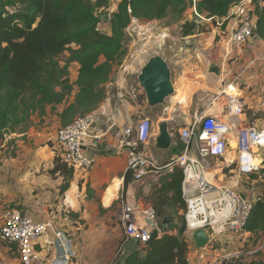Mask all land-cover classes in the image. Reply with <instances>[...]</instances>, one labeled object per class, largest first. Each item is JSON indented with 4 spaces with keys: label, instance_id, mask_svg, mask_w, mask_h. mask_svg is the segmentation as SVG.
<instances>
[{
    "label": "crops",
    "instance_id": "1",
    "mask_svg": "<svg viewBox=\"0 0 264 264\" xmlns=\"http://www.w3.org/2000/svg\"><path fill=\"white\" fill-rule=\"evenodd\" d=\"M233 13L234 7L228 18L220 20L225 35L232 27ZM222 33L215 29L209 34L184 36L182 39L194 40L192 52L182 48L176 60L175 56H162L172 71L176 90L165 105L151 107L139 80L140 101L134 96L130 97L132 101H127L122 94L113 99L106 97L96 109L97 122L92 137L85 140L83 147L85 155L94 161L93 167L87 174L75 173L66 192H62L64 176L53 174V169L55 158L60 156L57 135L64 127L59 115L75 101L76 92L70 101L57 106L55 111L47 108L43 120L35 114L32 116L33 125L7 135L15 141L16 149L14 147L10 155L7 153L10 147H7L5 154L0 155V230L10 208L22 210L36 222H51L54 229L35 245L37 264H127L132 255L141 252L143 248L138 243L127 241L121 221L122 206L126 202L134 204L136 219L145 225L143 209L152 207L154 192L171 172L169 169L159 170L142 182L131 179L126 185V155L119 153L117 139L107 134V130L112 123L120 127L131 126L147 113L155 115L154 125L168 123L173 143L168 150L159 149L156 145L159 132L155 129L148 149L161 167L166 166L185 152L182 129L202 117L221 118L226 115L225 93H230L228 85L231 83H234L232 86L242 96L246 107L239 120L244 124L253 122L264 130V41L256 36L227 58L226 36ZM148 60L141 66L138 76ZM174 60L176 63L172 67ZM215 68L218 71H214ZM180 91H187L183 101V97L177 98ZM96 136L100 138L96 139ZM236 145V140L232 139L229 149ZM258 152L264 158V148ZM190 154L197 156L196 142H193ZM224 161L208 159L207 175L211 174L213 178L210 180L216 184L235 185V177L225 171L228 163ZM263 177L260 171L244 177L238 187L240 192L253 202L263 198ZM59 232L63 233L62 238L57 235ZM220 241L221 252L226 257L240 254L244 264H264V234L247 232L242 237L228 234ZM259 247L263 250L256 253ZM209 259L212 260L211 257ZM0 264H22L15 246L0 242ZM189 264H208L199 260L195 244L191 246Z\"/></svg>",
    "mask_w": 264,
    "mask_h": 264
},
{
    "label": "trees",
    "instance_id": "2",
    "mask_svg": "<svg viewBox=\"0 0 264 264\" xmlns=\"http://www.w3.org/2000/svg\"><path fill=\"white\" fill-rule=\"evenodd\" d=\"M241 1L197 0V10L215 23L228 18L232 7ZM109 3V0H0V135L6 137L26 130L35 114L43 120L47 108L55 111L69 101L74 86L78 92L75 101L59 115L62 124L67 126L78 116L96 111L107 97L104 86L111 80L114 64L123 57L126 32L132 21L163 20L170 11L181 20L184 12L192 9L193 0H121L112 14L107 12ZM102 14L110 18L103 20ZM255 14L258 20L254 37L264 41V0L255 1ZM104 21L110 25L109 34L99 28ZM196 21L186 25L191 28L185 36L194 34ZM66 52L69 56L62 65L58 58ZM74 63L79 69L75 84H71L70 69ZM56 173L64 176L62 192H66L74 169L59 156L53 169V174ZM260 173L264 174V163ZM131 179L128 173L126 185ZM183 179L180 167L163 178L152 196L162 235L152 232L143 250L132 255L127 264H189L193 242L185 234L187 206L182 196ZM170 216L174 222L165 230L161 221ZM245 231L264 234V197L254 202ZM228 261L223 264L236 262ZM239 264H244L241 257Z\"/></svg>",
    "mask_w": 264,
    "mask_h": 264
},
{
    "label": "built area",
    "instance_id": "3",
    "mask_svg": "<svg viewBox=\"0 0 264 264\" xmlns=\"http://www.w3.org/2000/svg\"><path fill=\"white\" fill-rule=\"evenodd\" d=\"M255 1L242 0L234 6L233 24L225 35L227 58L244 48L254 38L258 20ZM190 12L196 18H204L198 13L197 0H193ZM217 23L222 27L220 20ZM230 85V93H225L226 115L221 118L202 117L193 125L182 129L181 139L185 152L166 166L161 167L149 152L148 147L155 134L154 124L149 118L143 117L131 126L120 127L112 123L107 130V134L110 133L117 139L119 153L126 155L127 170L133 181L142 182L152 173L163 169L173 172L175 167H180L183 170L182 196L187 206L185 234L195 244L192 234L196 230L203 229L208 233L210 244L202 250L198 249L199 260L208 264H223L226 260L227 257L224 261L217 260L222 249V236L233 234L242 237L246 234L245 229L254 202L243 198L238 187L244 177L259 172L264 162L258 152L264 148V130L253 122L244 124L239 120L245 114L246 107L238 91L231 93L234 83ZM96 122L97 112H90L78 116L74 122L62 127L58 132L56 140L60 156L75 173L87 174L93 167L94 161L85 155L83 147L85 140L92 137ZM232 139L237 142L234 147L236 156L229 164L226 157ZM193 142L197 143L196 157L190 154ZM210 158L224 159L228 168H234L232 177H235V185L216 184L207 178L206 163ZM142 215L145 225L139 224L136 219L134 204L126 202L122 206L121 221L127 241L138 243L143 248L150 240L152 232L158 231L159 236L162 233L153 207L143 209ZM53 229L51 222H36L22 210L10 208L0 230V242L16 246L22 264H37L35 245ZM57 235L62 238L63 233L59 232ZM262 250L263 247H259L256 253Z\"/></svg>",
    "mask_w": 264,
    "mask_h": 264
},
{
    "label": "rangeland",
    "instance_id": "4",
    "mask_svg": "<svg viewBox=\"0 0 264 264\" xmlns=\"http://www.w3.org/2000/svg\"><path fill=\"white\" fill-rule=\"evenodd\" d=\"M110 7L107 10L108 14L114 13V6L118 4L121 0H109ZM17 7V6H16ZM15 7V8H16ZM13 8V9H15ZM11 9V8H10ZM104 15V14H102ZM105 16V15H104ZM180 19V18H179ZM176 18V15L173 14L171 11L168 14L167 17L163 20H155L153 21H144L145 23L141 24L137 20L132 21L131 25L127 29V36L125 39V49L123 57L114 64L113 72L111 75V80L108 84L104 86L106 90V96L115 98L118 94H122L127 101H132L130 99L131 96H134L135 99L137 97V100L140 101V88H138V72L141 68V66L151 57L160 55L166 56L167 58H170L172 56H175V60L179 57L178 54L182 53L181 49H189L191 52L193 51L195 47L194 40H185L184 33L191 28L189 23H193L195 19L196 21V28L193 30L194 34L199 33H211L215 29H217L218 32H223V36H225L224 27H221L217 24V21L208 20L206 18H196L194 15L191 14V12L188 13V10H186L181 17V20ZM179 20V21H178ZM153 22V23H152ZM145 24H148L145 25ZM100 30L103 33H108L110 31V25L104 21L100 26ZM130 29V30H129ZM72 48H75V46H72ZM189 52V51H188ZM69 56V53H64L61 56H59L58 61L64 65L65 61L67 60ZM174 60V65L172 64V67L175 66L176 61ZM79 66L77 64H72L70 69V83L75 84V79L77 77V73ZM121 87V88H120ZM75 91L78 92V87L74 86ZM185 91L184 93L180 91V94L178 95V99L182 98V101L186 95ZM74 95H72L69 98L72 99ZM76 97V96H75ZM75 99V98H74ZM145 118H151L153 123H156V117L155 115L152 116L149 113L146 114V116H143ZM31 122V121H30ZM34 124V122H33ZM32 122L30 125H33ZM156 131L159 132V126L156 124L154 125ZM10 147L8 150V154H12L13 148L15 147V141L10 140L7 136L0 135V155L5 154L4 150ZM236 156V155H235ZM264 156V155H263ZM235 159V157H234ZM225 171L228 172L229 176L234 175V168H227ZM220 250V248H219ZM234 256H229L226 258V255L223 252H219V258L217 259L219 262L224 261L225 258L227 262L228 259H232L235 262V264L240 263V254H233ZM239 257V258H237Z\"/></svg>",
    "mask_w": 264,
    "mask_h": 264
},
{
    "label": "water",
    "instance_id": "5",
    "mask_svg": "<svg viewBox=\"0 0 264 264\" xmlns=\"http://www.w3.org/2000/svg\"><path fill=\"white\" fill-rule=\"evenodd\" d=\"M109 18V15L102 16L103 20H108ZM214 71H218V68H215ZM138 80L151 107L165 105L166 100L176 92L172 82V71L167 61L161 55L153 56L148 60L142 68ZM172 143L173 139L168 128V123L164 122L159 126V137L157 138L156 145L159 149L168 150L172 146ZM235 154V149H229L226 157V161L229 164L234 161ZM242 197L245 198L244 195ZM172 222H174L173 216L164 218L161 221V226L167 230ZM192 239L200 250L206 248L211 242L210 236L203 229L196 230L192 234Z\"/></svg>",
    "mask_w": 264,
    "mask_h": 264
},
{
    "label": "bare ground",
    "instance_id": "6",
    "mask_svg": "<svg viewBox=\"0 0 264 264\" xmlns=\"http://www.w3.org/2000/svg\"><path fill=\"white\" fill-rule=\"evenodd\" d=\"M235 91H236V89L233 90V88H231V93H233V92H235ZM184 98H185V97H184ZM207 178H209V179L212 180L213 177H212L211 174H208V175H207Z\"/></svg>",
    "mask_w": 264,
    "mask_h": 264
}]
</instances>
